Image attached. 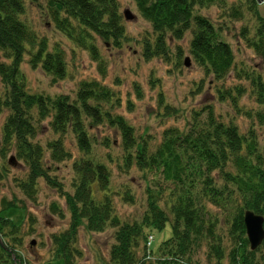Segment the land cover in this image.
Instances as JSON below:
<instances>
[{
	"label": "trees",
	"instance_id": "1",
	"mask_svg": "<svg viewBox=\"0 0 264 264\" xmlns=\"http://www.w3.org/2000/svg\"><path fill=\"white\" fill-rule=\"evenodd\" d=\"M133 1L152 27L151 35L142 42L146 60H169L170 44L191 31V56L206 76L223 80L236 68L234 49L223 38L227 19L243 20L247 13L255 17L256 23L253 27L243 25L240 37L264 60V16L259 13L258 0H235L230 4L227 0ZM27 6V0H0V116L7 113L0 155L6 158L12 152L13 159L28 166V179L20 183L27 196L33 197L37 179L45 177L66 197L70 221L68 228L51 236L53 257L75 264L81 252L75 246L76 237L84 223L95 232L115 229L109 262L103 264H204L195 258L202 244L208 247L210 264H225L226 259L228 264H264V240L251 249L244 223L246 209L264 216V146L255 128L241 132L233 120L220 119L210 105L205 111H193L186 128L165 129L157 144L153 138L136 135L134 126L116 112L122 106L120 92L98 80L80 81L75 97L32 92L22 71L26 57L31 68H41L54 82L67 76L68 59L60 42L51 44L26 19ZM212 6L221 9L218 23L201 13V9ZM47 15L64 37L87 50L95 60L101 59L97 37L115 47L126 38L125 15L118 0H48ZM177 55H182L180 47ZM241 71L243 68H239V76ZM246 75H250L260 110L239 107V97L245 91L242 85L217 87V95L221 100H230L253 122L257 118L264 127V80L259 72ZM136 90L141 93L138 87ZM127 104L132 108L130 100ZM165 110L175 111L168 104ZM46 120L57 137L42 145L35 138ZM103 125L121 137L119 142L105 137L101 144H120L122 169L136 167L144 178L152 176L145 188L147 208L140 221H125L117 214L113 197L119 192L110 188L111 171L92 155L93 145L98 142L92 129ZM69 133L79 150L72 162V192H66L62 183L50 175L53 163L73 158L64 140ZM130 189L126 185L124 194H119L124 201H134ZM16 206L7 203L0 209V264H18L19 259L34 264L21 255L23 227L1 215L3 210ZM52 209L63 216L57 204ZM219 215L224 217L223 224ZM167 223L171 235L154 244L152 230L163 231Z\"/></svg>",
	"mask_w": 264,
	"mask_h": 264
},
{
	"label": "rangeland",
	"instance_id": "2",
	"mask_svg": "<svg viewBox=\"0 0 264 264\" xmlns=\"http://www.w3.org/2000/svg\"><path fill=\"white\" fill-rule=\"evenodd\" d=\"M47 1L27 0L26 19L36 28L40 36H47L51 44L60 42L63 45L67 53L68 74L63 79L54 82L52 77L41 68H31L26 57L22 63V71L25 73L27 85L32 92L51 96L62 93L75 97L80 81L98 80L120 92L122 106L117 108L116 112L123 114L134 126L136 135L153 138V143L157 144L161 142L165 129L171 126L186 128L193 111H205L212 105L215 114L220 119L225 122L233 120L241 132L245 133L254 127L259 136L260 145L264 146V127L258 123L257 118L255 117L254 123L238 111L230 100H221L216 92L217 87L230 89L236 85H242L245 91L239 97V107L252 112L261 109L252 92L250 75L246 74L253 71L259 72L264 80V60L247 46L239 34L243 25L251 27L255 25L256 20L252 14L247 13L243 20L227 19V28L224 29L223 38L234 49L236 68L232 69L225 79L219 81L206 76L204 69L191 56L189 52L191 31H188L183 39L170 44L169 60L161 57L146 60L142 55V42L146 36L151 35L152 27L140 15L133 0H118L122 14L128 9L135 16L134 19H124L126 38L122 40L120 47H115L97 37L96 44L101 57L98 60L93 59L87 50L76 47L52 25L51 18L47 15ZM227 1L230 4L235 0ZM258 3L259 13L264 16V3L261 0H258ZM220 11L218 6L201 9V13L215 20V23L221 20ZM177 47L182 49L181 57L177 55ZM185 60L188 61V65ZM239 68H243L240 76L237 73ZM136 87L139 88L140 94L137 93ZM128 100L132 102V108H129ZM166 104L174 107L175 111L166 112ZM6 115L7 113H4L0 116V140ZM41 125L44 128H40L35 141L45 145L48 140L56 138L57 135L48 126V120ZM92 133L98 140L93 145L92 155L95 159L105 162L110 169V188L118 191L119 194H124L127 185L133 194L134 201L132 202L124 201L119 194L113 197L117 214L125 221H140L147 208L145 188L148 184L150 185L151 174L144 178L143 172L137 170L136 167L130 170L122 169L123 149L120 144H111L109 147L101 144L105 137H110L112 142L113 140L119 142L121 137L115 130L103 125L96 129L93 128ZM64 140L73 158L53 163L50 175L55 176L62 183L66 192H72L71 183L74 176L72 162L78 156L79 150L71 133L66 134ZM13 156L12 152L6 158L0 155V209L7 203L18 207L3 210L1 215L13 219L17 225L23 227V245L20 246V251H22L21 255L25 254L31 263L65 264L63 259L53 257L51 236L68 228L70 210L66 197L49 184L45 177L37 179L33 197L27 196L20 187V183L28 179L29 168L20 160L9 161ZM53 204L58 205L63 216L59 211L52 209ZM212 210L219 214L217 208L212 207ZM166 211L170 216L171 212ZM219 216L223 224L224 217ZM152 231L155 238L154 244H159L171 235L172 230L170 223H167L163 231L156 229ZM218 231L222 233L223 228ZM114 233L115 229L111 227L100 232L90 231L83 223L78 229L75 242V246L81 251L74 259L75 264L108 263L110 248L115 239ZM208 253V247L202 244L196 251L195 258L202 260L204 264H210L207 258ZM21 264L27 263L21 262ZM225 264H228L227 259Z\"/></svg>",
	"mask_w": 264,
	"mask_h": 264
},
{
	"label": "water",
	"instance_id": "3",
	"mask_svg": "<svg viewBox=\"0 0 264 264\" xmlns=\"http://www.w3.org/2000/svg\"><path fill=\"white\" fill-rule=\"evenodd\" d=\"M124 15L126 19L135 18L134 14L128 9L124 11ZM187 60H185L186 65H188ZM12 160L13 157L10 161ZM244 223L251 249L258 248L264 240V216L255 213L253 210L246 209L244 212ZM33 244H35V241H33Z\"/></svg>",
	"mask_w": 264,
	"mask_h": 264
}]
</instances>
